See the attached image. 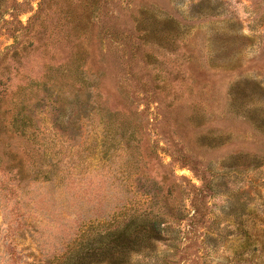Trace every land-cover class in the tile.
I'll return each instance as SVG.
<instances>
[{
	"label": "rangeland",
	"instance_id": "374dc122",
	"mask_svg": "<svg viewBox=\"0 0 264 264\" xmlns=\"http://www.w3.org/2000/svg\"><path fill=\"white\" fill-rule=\"evenodd\" d=\"M264 264V0H0V264Z\"/></svg>",
	"mask_w": 264,
	"mask_h": 264
},
{
	"label": "trees",
	"instance_id": "16d2710c",
	"mask_svg": "<svg viewBox=\"0 0 264 264\" xmlns=\"http://www.w3.org/2000/svg\"><path fill=\"white\" fill-rule=\"evenodd\" d=\"M159 230L156 222L140 217L122 226L97 229L87 238L81 235L65 264H128L130 254L140 250Z\"/></svg>",
	"mask_w": 264,
	"mask_h": 264
}]
</instances>
